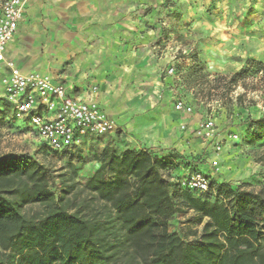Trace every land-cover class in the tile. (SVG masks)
I'll return each mask as SVG.
<instances>
[{"label": "rangeland", "instance_id": "rangeland-1", "mask_svg": "<svg viewBox=\"0 0 264 264\" xmlns=\"http://www.w3.org/2000/svg\"><path fill=\"white\" fill-rule=\"evenodd\" d=\"M125 3L129 8L126 31H122L121 40L105 45L106 54L101 59L77 58L80 49L104 48L95 43L73 44L78 30L70 20L63 22L61 14L53 12L48 17L49 27L40 26L43 14L23 21L10 49V62L24 74L46 70L71 74L74 69L110 73L115 79L110 94L118 100L117 110L126 99H132L136 102L133 117L140 111L154 113L156 118L162 111L167 114L165 119L177 118L184 125L180 130L186 138L173 150L184 163L191 162L206 175L211 200L217 197L215 184L221 182L264 196V125L259 127L261 138L253 137L250 129V121L264 120V0ZM247 61L260 66H247ZM243 69L245 74L231 82L230 76ZM9 71L0 65V80ZM145 100H155L156 109L144 108ZM176 101L191 107V113L177 112ZM115 131L118 139L124 137L118 127ZM111 138L104 137L102 147H85L76 156L85 162L47 154L35 133L15 118L0 95V159L31 158L42 164L52 171L51 189L56 195L61 190L60 181L69 175L85 185L97 164L89 161L91 150L102 149ZM112 147L121 151L118 143ZM183 162L171 173V179L191 172ZM41 212L37 204L23 208L27 217ZM204 223L196 222L193 212L185 210L172 219L171 230L193 241Z\"/></svg>", "mask_w": 264, "mask_h": 264}, {"label": "trees", "instance_id": "trees-1", "mask_svg": "<svg viewBox=\"0 0 264 264\" xmlns=\"http://www.w3.org/2000/svg\"><path fill=\"white\" fill-rule=\"evenodd\" d=\"M244 74L231 75V82ZM250 123L252 136L261 138L264 120ZM82 150L62 155L81 163ZM91 152L98 168L85 185L69 175L58 195L42 164L0 159V264H264V196L225 182L215 184L214 200L182 188L180 176L171 179L183 162L175 150L107 145ZM30 204L41 207L39 216L23 213ZM185 210L205 220L193 241L171 230Z\"/></svg>", "mask_w": 264, "mask_h": 264}, {"label": "crops", "instance_id": "crops-1", "mask_svg": "<svg viewBox=\"0 0 264 264\" xmlns=\"http://www.w3.org/2000/svg\"><path fill=\"white\" fill-rule=\"evenodd\" d=\"M61 14L62 21H71L72 27L78 30V35L73 38V44L95 43L102 45L103 51H92L80 49L76 56L81 60H98L106 54L105 45L111 46L115 39H122V31L127 28L129 22V8L125 0H27L26 8L23 12L22 19L19 22L17 32L12 41L7 45L6 58L11 60L10 49L14 41L18 38L21 31L22 23L27 17L42 15L40 26L49 27L50 13ZM70 18V19H69ZM47 19V20H46ZM46 20V21H45ZM42 27V26H41ZM88 34V35H85ZM97 50L96 48H92ZM108 54H111L109 49ZM0 65H4L0 63ZM59 71H38V73L49 75L58 82L72 87L69 92L72 96L79 99L92 98L97 101L99 107L115 121L116 128L123 131L124 137L118 139L116 131L106 134L104 137L110 138L108 145L115 146L120 144L121 151L125 149L133 150H150L154 153H167V151L182 145L186 138L185 133L180 130L184 125L175 119H165L164 112L159 111L155 118L151 113L140 112L133 117V109L136 102L132 99H126L119 110L118 100L113 99L115 86L112 82L115 79L110 73L101 72L91 69H74L71 74ZM24 74V73H23ZM96 87L94 93L91 89ZM144 108L153 107L156 109L155 100L143 101ZM120 117L117 118V115ZM180 124V125H179ZM102 137L98 146L102 147L104 139ZM112 143V144H111ZM111 144V145H110ZM96 146V145H94ZM95 170L98 164L95 165Z\"/></svg>", "mask_w": 264, "mask_h": 264}, {"label": "built area", "instance_id": "built-area-1", "mask_svg": "<svg viewBox=\"0 0 264 264\" xmlns=\"http://www.w3.org/2000/svg\"><path fill=\"white\" fill-rule=\"evenodd\" d=\"M27 0H0V63L10 71L0 80V95L11 107L15 118L31 129L48 154L75 153L116 128L97 101L79 99L72 87L41 73L23 74L6 58L7 45L14 38ZM96 87L91 89L94 93ZM177 112L190 114L191 107L176 101ZM184 129V126L181 127ZM180 186L192 192L210 193L209 179L202 172H186Z\"/></svg>", "mask_w": 264, "mask_h": 264}]
</instances>
